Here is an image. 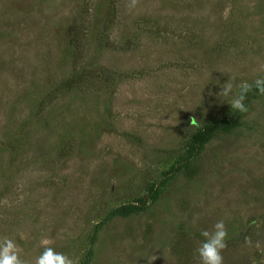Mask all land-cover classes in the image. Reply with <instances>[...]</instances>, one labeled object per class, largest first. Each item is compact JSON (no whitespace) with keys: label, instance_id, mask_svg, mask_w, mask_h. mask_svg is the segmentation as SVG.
<instances>
[{"label":"rangeland","instance_id":"rangeland-1","mask_svg":"<svg viewBox=\"0 0 264 264\" xmlns=\"http://www.w3.org/2000/svg\"><path fill=\"white\" fill-rule=\"evenodd\" d=\"M129 4L0 0V241L28 264L42 238L75 264H198L223 220V264H264V0Z\"/></svg>","mask_w":264,"mask_h":264},{"label":"clouds","instance_id":"clouds-1","mask_svg":"<svg viewBox=\"0 0 264 264\" xmlns=\"http://www.w3.org/2000/svg\"><path fill=\"white\" fill-rule=\"evenodd\" d=\"M138 0H130L128 7L135 8ZM255 88L264 95V79H257L254 82ZM240 94L234 96L231 100L230 106L241 113L247 112L248 108L244 104L246 94L253 88L246 82L241 83ZM233 85L230 81L224 84L219 95L228 97L232 94ZM203 241L196 249V255L198 257V264H223L222 250L227 247L226 237L227 231L223 220L218 221L213 226L211 231L204 230L201 232ZM251 244L250 240H247ZM50 241L47 238H42L41 245L44 250L36 257L34 264H75L74 260L64 253L55 251L50 247ZM20 248L14 240L5 237L0 241V264H28L27 261L21 259ZM156 259V256L152 257V261Z\"/></svg>","mask_w":264,"mask_h":264},{"label":"trees","instance_id":"trees-1","mask_svg":"<svg viewBox=\"0 0 264 264\" xmlns=\"http://www.w3.org/2000/svg\"><path fill=\"white\" fill-rule=\"evenodd\" d=\"M232 121H223L221 123L216 124H208L204 126L201 130L194 133L191 137V143L195 147L201 145L209 139V134L214 129L228 128L231 125ZM133 206H123L116 210V212L120 213L122 216H129L133 212Z\"/></svg>","mask_w":264,"mask_h":264}]
</instances>
